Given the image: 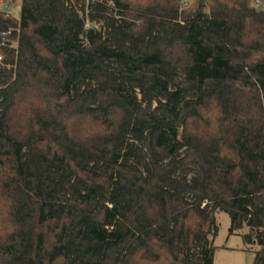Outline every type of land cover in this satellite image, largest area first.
<instances>
[{"label":"trees","instance_id":"trees-1","mask_svg":"<svg viewBox=\"0 0 264 264\" xmlns=\"http://www.w3.org/2000/svg\"><path fill=\"white\" fill-rule=\"evenodd\" d=\"M188 1L0 5V264H264V0Z\"/></svg>","mask_w":264,"mask_h":264},{"label":"rangeland","instance_id":"rangeland-1","mask_svg":"<svg viewBox=\"0 0 264 264\" xmlns=\"http://www.w3.org/2000/svg\"><path fill=\"white\" fill-rule=\"evenodd\" d=\"M14 1L16 6L12 5V15L18 19L21 15L20 1L22 0ZM216 221L219 229L218 234L215 237H210L215 249L214 264H254L256 255L262 247L260 244L245 240L250 233H254L245 227L238 233L231 234V219L224 212L216 214Z\"/></svg>","mask_w":264,"mask_h":264},{"label":"built area","instance_id":"built-area-1","mask_svg":"<svg viewBox=\"0 0 264 264\" xmlns=\"http://www.w3.org/2000/svg\"><path fill=\"white\" fill-rule=\"evenodd\" d=\"M187 0H185L186 2ZM0 5H3V7L5 8L4 10L9 13V14H12V8L9 6H7L5 4V0H0ZM13 37V31H8V32H2L0 33V39L4 42V41H7L11 44V46L15 47L16 46V42H14L12 39L9 40L10 38ZM2 45H5V44H2ZM3 60V57L0 56V61Z\"/></svg>","mask_w":264,"mask_h":264}]
</instances>
